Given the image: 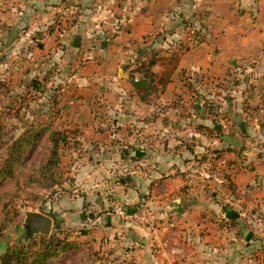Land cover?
Instances as JSON below:
<instances>
[{"label":"rangeland","instance_id":"obj_1","mask_svg":"<svg viewBox=\"0 0 264 264\" xmlns=\"http://www.w3.org/2000/svg\"><path fill=\"white\" fill-rule=\"evenodd\" d=\"M17 1L0 0V12H16ZM167 9L165 8L164 22L160 30L152 31L134 41H129L127 38L126 45L121 46V51H118L123 54V58L118 63L106 59L94 63L97 64V68L103 64L106 71L112 69L111 75L94 76L87 71L85 76L83 70L86 60L81 59L77 64L78 68L75 67L77 69L75 71L80 72L81 75H75L74 71L75 74L72 76H75H70L72 77L70 79L68 74L72 73L73 69L71 67L67 70L68 65H66L63 68L66 70L64 73L61 72L60 76L58 74L52 76V72H58L61 68L56 62L50 66L54 70H51L49 79L46 75L50 71L42 70L45 67L41 56L38 57L41 59L36 61L32 56L33 32L6 31L0 26V37L2 32H8L4 41L0 39V122L5 133L4 139L7 140L5 144H0V164L7 157V146L25 130L30 128L43 130L42 135L24 150L23 163L17 167L14 176L4 181L0 187V264L1 257L9 246L29 244L33 240H39L43 235L50 234L67 238L77 244L67 252L49 259L45 264L126 263L127 260L123 259L122 254L117 253L116 256L110 248L114 241L119 242L124 239L118 237V233L115 237L113 233H108V220L99 222L97 219L102 213L110 212V215L114 216L113 214L117 212L113 211V207H122L145 211L149 216H154L156 229L161 230L171 222L174 226L170 228H176L175 220H169L164 225L166 221L156 214L159 191L152 192L147 182L145 188L141 181L146 180L149 174L155 177L156 166L160 163L161 166L164 165L156 159L160 158L167 165L166 167H172L174 163L172 157L181 151L179 162L185 163V167L190 168L184 171L181 168L177 171L176 168H165L164 174H168L162 179L170 177L171 171L184 176L188 174L191 180L193 179L189 187L194 188L195 192H200L203 188L204 196L207 195L217 202L218 211L228 208L235 212L242 210L246 225H250L251 220L257 222V219H264L263 178L261 183L256 179L248 184L243 179L242 183L237 185L235 193L230 189V182L226 179V175L232 178V175L237 176L239 173L236 172L242 169H247L242 170L243 172L256 170L257 176H253V179L264 177V128H262L264 121H256L254 117L257 115L254 107L259 99L257 87L263 80L261 81L259 77L254 78L253 81L248 80L249 73L255 74L258 70V61L255 58L252 57L250 61L243 63L236 60V65L234 62L229 63L227 78L222 79L221 89L203 92L194 88L193 83L186 76L188 68L184 66L181 70L182 75L175 77L164 92L157 91L153 94L152 102L149 104H143L132 90L133 79L148 76L161 69L160 62L151 65L149 63L151 59L158 60L172 53L180 54L181 50L186 49L183 43L182 47L175 48L173 42L176 41L174 37L184 39L187 26H182V31H176L171 24L176 21L171 16L173 10ZM11 19H16V15ZM180 20L182 23H188L185 18L180 17ZM18 33L22 35L18 37ZM190 33L196 38L201 35L197 30L193 33L190 30ZM90 36L95 40L92 49L94 47L103 49L102 44L108 43L110 39L115 40L119 35L110 34L98 38L92 32ZM15 38L19 39L15 41ZM87 48L88 46L83 49ZM239 72L242 73L241 76ZM36 75L42 76L40 87L30 82ZM239 83L242 84L240 89L236 88ZM187 121H207L205 123L210 126L189 122L188 127ZM176 125H179L180 133L170 135V130H176ZM195 125L201 126L202 130L211 129V132L215 133H206V137H199L195 141L196 138L190 136L191 130H189H194ZM218 126L221 127L220 130L217 129ZM46 128L65 131L67 135L66 143L62 145L60 151L62 173L61 176L57 174L59 180L53 183L51 188L46 187L47 181L42 185L39 178H35L31 183L27 182L29 175L35 173L37 168L44 164L49 154L50 132L45 130ZM143 131L145 132L142 133ZM220 131L221 139L215 136ZM98 132H103L104 135L95 136ZM127 135L133 136L135 142L140 139V142L145 143L143 148L146 151L143 158L145 161L136 166H146L147 170L143 167L142 170L149 174L134 172L132 167H123L119 164L122 156L118 153L111 157L118 158L116 161L118 164L113 165L114 169L112 166L101 170L95 168L100 162L98 159L103 156L96 154L97 150L101 151L100 145L105 147L109 144H128L130 140ZM219 140L222 141L220 149L224 151L226 147L232 146L235 152L218 154ZM221 158L223 162L220 164ZM85 160H89L92 168L85 167L83 170L98 176L93 180L95 182L90 185L88 192L85 190V181H82V184L80 181L79 184L76 182V176L82 174V166H84L82 162ZM85 172L83 176L89 179L90 176ZM110 174L119 175L120 181L108 186L105 180ZM126 177H129V181ZM130 189L137 197L132 199L128 197L127 192ZM68 195L73 199L79 196L91 197L87 205L84 203V214L81 218L63 217L65 212L62 210ZM99 200L101 206L96 205ZM115 200L117 204L113 206L111 203ZM32 211L52 217L54 224L49 234L36 233L28 237L25 233V219L27 213ZM57 220L60 222L59 228H56ZM129 220L131 222L129 228H148L146 221L137 218ZM194 236L185 234V239L179 241L180 246L186 247V250L174 254L175 263L200 264V261L205 259L210 264H221L218 252L214 250L209 252L212 246L218 245V238L197 245ZM262 236L264 238V235ZM179 243L173 244L172 241L171 247L177 249ZM130 247L143 248L144 243L136 240ZM261 248L259 255L252 261L248 256L251 252L245 254L242 264H264V247ZM188 249L191 251L189 252ZM192 251L196 252L197 256L192 254Z\"/></svg>","mask_w":264,"mask_h":264},{"label":"crops","instance_id":"obj_2","mask_svg":"<svg viewBox=\"0 0 264 264\" xmlns=\"http://www.w3.org/2000/svg\"><path fill=\"white\" fill-rule=\"evenodd\" d=\"M17 2L16 12H0V26L6 31L27 30L33 32L31 39V42H33L31 45L32 56H34V61L42 58L45 67L42 70L48 69L50 71H47L49 73L46 75L49 79L51 70H54L50 66L56 62H58L56 65H60L61 68L58 72H52V76L55 74L60 76L61 72L64 73L66 70L63 68L66 65H68L67 70L71 67L73 69V72L68 74L69 77L75 73V75H81L80 72L75 71L81 59L86 60V66L83 70L85 76L87 71L94 76L111 75L112 69L106 71L103 64L97 68V64L94 63L102 62L103 59L118 63L123 58V54L119 53L121 51L120 47L126 45L127 38L129 41H134L152 31L160 30V26L164 22L165 8H171L173 10L171 16L176 20L174 21L175 24L171 23L174 26L173 28L176 31H182V26H187V34L184 39L174 37L176 38V41L173 42L174 47H182L183 43L186 45V49L180 52V65L173 76V80L179 74L182 75V68L187 66L186 76L193 83L194 88L196 87L203 92L221 89L223 87L222 79L227 78L226 72L230 67L228 64L235 63L236 60L241 63L248 62L253 57L258 61V70L255 74L249 73L248 80L253 81L256 77H259L261 81L263 80L257 87L259 99L254 109H259L262 112L261 116L264 120V0H139L125 28L117 26L119 0H18ZM15 15L16 19L12 20L11 17ZM180 17L185 18L188 23H182ZM190 30H192V33L197 30V33H201V35L196 38L191 33L189 34ZM92 32L98 38L110 34H118L119 36L115 40L107 39L109 42L102 44L103 49H97L96 47L92 49L93 44H95V40L90 36ZM7 33L2 32L0 37L2 41L6 38L5 34ZM17 35L19 37L22 34L18 33ZM17 39L19 38H15V41ZM122 42L124 43L122 44ZM87 46V49H83ZM39 56L41 58H38ZM228 72L233 73V71ZM239 75L241 76L242 73L239 72ZM39 76H33L30 82L34 85L36 81H41L42 76ZM46 76L44 78L48 80ZM241 86L242 84L239 83L236 88L240 89ZM132 90L134 91L133 86ZM134 93L138 96L135 91ZM235 94L237 95V93ZM254 117L256 121H259L258 114ZM189 122L199 125L203 123L210 126L205 123L207 121H187L186 126L188 127ZM191 125L193 126V124ZM199 125H195L194 130L189 129L191 130L190 136L196 138L195 141L199 137H206V133H215L207 128L202 130ZM178 128L179 125H176V130H170V135L180 133ZM220 128V126L217 127L219 130ZM186 132H188V129ZM100 135L103 136V132H98L95 136ZM215 136L221 139L222 132L216 133ZM127 138L130 140L127 142L128 144H109L105 147L100 145L101 151L97 150L96 154L99 156L102 154L103 156L98 159L100 162L95 165V168L101 170L112 166L114 169L113 165L118 164L116 162L118 158L112 159L111 157L113 154L118 153L122 156L119 164L123 167H132L134 172L149 174L145 171L147 170L146 166L142 165L145 170L136 166L138 163L145 161L143 159L146 155V151L143 149L145 143L140 142V139L135 142L132 139L133 136L130 135H127ZM218 144L220 146L217 147L218 154L235 152L232 146L226 147L225 152L220 149L222 148L221 140L218 141ZM228 149H232L234 152H229ZM181 152H178V155L176 154L177 157L176 155L172 157L174 159L172 167H166L167 165L163 160L156 159L157 162H163L164 165L161 166L160 163L156 166L154 171L157 175L155 177H151L149 174L146 180L142 179L141 181L145 188L147 182V186L152 192L159 191L160 195L156 200L158 205L156 214L166 221L164 225L169 220H175L176 228L171 229L169 227L161 230L152 229L149 226L148 228H129V224H131L129 218L126 220V217L120 215L121 220L117 211L118 207H113V211L117 212L113 214L114 216L110 215V212L102 213L97 220L99 222L100 220H108V233H113L114 237L118 233V237L121 236V239H124L119 240V242L114 241L110 246L114 251V255L117 256V253L122 254L123 259L127 260L124 264H128V262L130 264H176L174 254L180 252V250H186V247L180 246L179 241L184 240L185 234H188V236L195 235L197 245L218 238V245L212 246L209 252L217 251L221 264H242L245 254L248 255L249 252H251L248 255L251 257L249 260L256 259L262 249L261 247H264L262 236L264 235V219H257V222L251 220L250 225H246L242 210L235 212L228 208L227 211H218L217 202L207 195L204 196L203 188L200 192H195L194 188L189 187L193 179L191 180L188 174L184 176V174H175L171 171L172 175L170 177L162 179L168 174H164L165 168H176V171L179 168L182 171L190 168L189 166L185 167V163L179 162ZM221 162H223L222 158L220 164ZM83 164L84 166H82ZM82 165H80L83 167L82 174L76 176V182L80 181V184H82V181H85V190L88 192L90 185L95 182L93 180L97 179L98 176L83 170L85 167L92 168L89 160L83 161ZM242 170L236 172L239 173L237 176L233 177L232 175V180L236 185L241 184L243 179L248 184L252 183L253 180L256 181V179L258 183H261V178H263L264 183L263 176L253 179V176H257L256 170L251 169L247 172H243L247 169ZM83 172L90 176L89 179L83 176ZM108 176L109 178L105 180L108 186L115 185L118 180L120 181L117 174ZM126 179L129 181V177H126ZM262 191L264 192V187H262ZM127 195L130 199L137 197L134 196L132 189L127 192ZM90 198V196L86 198L79 196L77 199H73L68 195L62 210L65 212L63 217L74 219L79 216L81 218L84 214V203L87 205L91 200ZM100 201H97V206H101ZM116 201L111 204L115 206ZM216 234L218 237H216ZM136 240L144 243V247H130ZM172 241L173 244L174 242L179 243L177 249L174 246L171 247ZM188 251L191 250L188 249ZM192 254H196V252ZM200 262V264H210L205 259ZM180 264L191 263L182 262Z\"/></svg>","mask_w":264,"mask_h":264},{"label":"trees","instance_id":"obj_3","mask_svg":"<svg viewBox=\"0 0 264 264\" xmlns=\"http://www.w3.org/2000/svg\"><path fill=\"white\" fill-rule=\"evenodd\" d=\"M180 54L172 53L164 56L161 59H151L150 64L155 65L158 62L161 64V69L152 72L148 76L139 79H133L131 84L134 91L138 95L140 101L144 104L152 102V96L157 91L164 92L173 80V76L180 65ZM41 81H36L34 86L40 87ZM68 107V105H66ZM259 115V121L262 119L259 109H256ZM264 126V122L262 124ZM3 125L0 122V144H5L7 140L4 139ZM49 138L51 146L49 154L44 164L39 166L35 173H31L27 178V182L31 183L35 178H39L45 184L47 181L48 188L53 186V183L58 182L57 174L61 176V147L66 143L67 135L65 131L49 130ZM41 128H30L25 130L17 139L13 140L7 148V157L3 163L0 164V187L8 178L14 176L16 169L23 163V152L27 146L31 145L37 138L42 135ZM229 152L233 151L228 149ZM226 179L230 182V189L233 193L237 191V185L232 182L230 175H226ZM128 212H134L133 209H126ZM227 211V209H225ZM59 220L56 221V228L60 227ZM76 242L70 241L67 238H60L59 236L50 234L43 235L39 240H33L29 244L21 246H9L6 252L1 257V264H45L46 261L53 257H57L63 252H67L76 246ZM38 245V247H36Z\"/></svg>","mask_w":264,"mask_h":264},{"label":"built area","instance_id":"obj_4","mask_svg":"<svg viewBox=\"0 0 264 264\" xmlns=\"http://www.w3.org/2000/svg\"><path fill=\"white\" fill-rule=\"evenodd\" d=\"M139 0H121L119 2V9H118V19H117V26L119 28H124L128 25V22L131 18L132 12L134 11L136 5L138 4ZM118 213L126 218L129 219H140L142 221H146V224L151 227L152 229H156V220L154 216H149L145 211H135V212H128L125 208L118 207ZM174 226L173 223H167L164 228H169ZM141 245V244H140Z\"/></svg>","mask_w":264,"mask_h":264},{"label":"water","instance_id":"obj_5","mask_svg":"<svg viewBox=\"0 0 264 264\" xmlns=\"http://www.w3.org/2000/svg\"><path fill=\"white\" fill-rule=\"evenodd\" d=\"M54 220L52 217L37 211L28 212L25 219V233L28 237L33 236L36 233L49 234Z\"/></svg>","mask_w":264,"mask_h":264}]
</instances>
